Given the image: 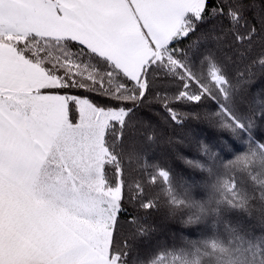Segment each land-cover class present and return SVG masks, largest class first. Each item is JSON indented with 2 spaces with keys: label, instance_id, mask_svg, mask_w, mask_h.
<instances>
[{
  "label": "snow or ice",
  "instance_id": "snow-or-ice-1",
  "mask_svg": "<svg viewBox=\"0 0 264 264\" xmlns=\"http://www.w3.org/2000/svg\"><path fill=\"white\" fill-rule=\"evenodd\" d=\"M0 264H264V0H0Z\"/></svg>",
  "mask_w": 264,
  "mask_h": 264
}]
</instances>
